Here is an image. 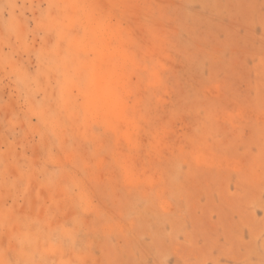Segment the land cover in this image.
<instances>
[{"label": "rangeland", "instance_id": "obj_1", "mask_svg": "<svg viewBox=\"0 0 264 264\" xmlns=\"http://www.w3.org/2000/svg\"><path fill=\"white\" fill-rule=\"evenodd\" d=\"M0 264H264V0H0Z\"/></svg>", "mask_w": 264, "mask_h": 264}, {"label": "bare ground", "instance_id": "obj_2", "mask_svg": "<svg viewBox=\"0 0 264 264\" xmlns=\"http://www.w3.org/2000/svg\"><path fill=\"white\" fill-rule=\"evenodd\" d=\"M108 59H109V58H108ZM106 62H107V61H106ZM107 64H109V63H107ZM107 64H106V67H107ZM107 68H108V71H109V65H108ZM113 68H114V67H113ZM106 71H107V69H106ZM106 71H105L104 73H106ZM112 71H113V70H112ZM112 71H109V72H112ZM109 72H108V74H110ZM112 74H113V72H112ZM114 74H115V73H114ZM110 76H111V74L108 75V77H109L108 79H110ZM104 77H105V75H104ZM106 78H107V77H106ZM103 79H104V78H103ZM114 79H115V78H113V80H114ZM105 80H107V79H105ZM104 82H105V81H104ZM106 82H107V81H106ZM109 82H111V80H109L107 83H109ZM104 84L106 85V83H104ZM105 85H104V86H105ZM108 86H109L110 89L107 88ZM108 86L104 87V89H103V86H102V89H103L104 92H106V94H107L108 96H110V94L112 93V91H111V89H112L111 86H112V85H110V83H109ZM106 89H107V90H106ZM113 89H114V88H113ZM107 92H108V93H107ZM113 93H114V92H113ZM113 93H112V94H113ZM111 96H112V95H111ZM111 96H110V97H111Z\"/></svg>", "mask_w": 264, "mask_h": 264}]
</instances>
